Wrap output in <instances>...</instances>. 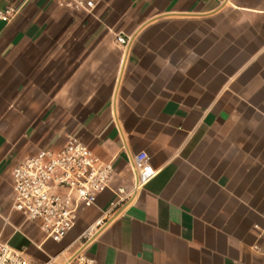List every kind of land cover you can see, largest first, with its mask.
I'll list each match as a JSON object with an SVG mask.
<instances>
[{
  "label": "crops",
  "instance_id": "crops-1",
  "mask_svg": "<svg viewBox=\"0 0 264 264\" xmlns=\"http://www.w3.org/2000/svg\"><path fill=\"white\" fill-rule=\"evenodd\" d=\"M8 8L0 244L32 264L79 252L12 208L13 169L73 137L114 169L76 224L101 223L93 264H264V0H95L90 13L0 0ZM141 154L156 174L136 187Z\"/></svg>",
  "mask_w": 264,
  "mask_h": 264
},
{
  "label": "built area",
  "instance_id": "built-area-1",
  "mask_svg": "<svg viewBox=\"0 0 264 264\" xmlns=\"http://www.w3.org/2000/svg\"><path fill=\"white\" fill-rule=\"evenodd\" d=\"M61 9L90 13L95 0H52ZM16 14L13 8L0 13V20L10 22ZM116 43L125 50L130 39L118 36ZM137 186L149 182L155 171L148 157L141 154L133 163ZM114 169L101 161L93 151L75 138H69L59 150L40 151L24 158L12 171V208L25 221L38 226L45 241L62 244L76 227L82 211L93 208L98 197L111 184ZM122 192V191H121ZM101 223L87 228L74 241L79 252L71 258H50L44 264H93L87 248L97 235ZM0 264H32L24 252L0 244Z\"/></svg>",
  "mask_w": 264,
  "mask_h": 264
},
{
  "label": "rangeland",
  "instance_id": "rangeland-1",
  "mask_svg": "<svg viewBox=\"0 0 264 264\" xmlns=\"http://www.w3.org/2000/svg\"><path fill=\"white\" fill-rule=\"evenodd\" d=\"M84 228L82 225L78 224L74 230L70 233V235L67 237V239L62 243V245L67 247L69 244H71L78 236L83 232Z\"/></svg>",
  "mask_w": 264,
  "mask_h": 264
}]
</instances>
